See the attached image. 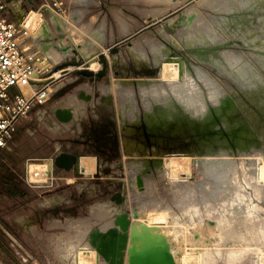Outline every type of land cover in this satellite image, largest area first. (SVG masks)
Returning <instances> with one entry per match:
<instances>
[{"label": "rangeland", "instance_id": "1", "mask_svg": "<svg viewBox=\"0 0 264 264\" xmlns=\"http://www.w3.org/2000/svg\"><path fill=\"white\" fill-rule=\"evenodd\" d=\"M63 1L69 8L66 1ZM87 2L89 4L95 3L91 0H87ZM98 2L99 6L94 7L91 13L86 16V6L80 7L77 2H74L69 8V13L67 12L62 17L52 11L51 14L46 11L43 17L35 9L27 10L23 16V23L30 32L31 39L25 41V46L28 50L35 47L36 51L39 52L38 65L41 68L47 65L46 69L52 72L56 70L52 63L56 65L67 56L72 57L71 60L69 57L67 58L69 60L67 65L73 67L65 77L77 75V70L85 66L94 72L101 69L102 65L97 60V52L103 51L108 60H112L108 63V75L102 77L99 84L96 81L90 83L87 76L77 75L73 79V83L68 85V88L55 92L41 105L49 107L59 98L71 93L64 99L68 101L70 97L74 98L79 106L77 108H85L88 102L79 99L74 93L75 88L80 86V89L91 92V86H93V92H95L97 84L104 91V95L111 93L113 89L115 91L117 89L119 93H124L125 96L129 95L133 98V112L129 111L125 105L126 99L122 102L117 98L114 91L112 92L114 103L111 107L107 106L110 107L108 108L110 109L109 112L104 104L101 103L100 105L94 98L92 103H96V107L100 105L98 107L99 119H93L87 107V118L82 123L86 129L88 124H93L99 135H104L103 133L114 135L115 133L117 155L105 158L104 161L111 164H115L117 161L120 163L116 164L114 172L109 176H104V179L110 182L112 186L115 183V189L122 192L124 201L121 203L110 201L108 197L110 192H105L91 198L89 200L90 206L78 205L70 210L75 202L73 204L68 203L69 200L67 199L68 204L64 203L60 196L62 191L58 189L57 197L52 199V203H55L57 198L62 201L53 206L56 208V216L52 217L54 219L49 222H43L40 228L32 225L27 217L18 218L14 211L9 217H5L8 219L6 225L3 226L7 227H3V229L8 232L10 241L18 244L20 249L16 253L10 246L2 257L3 264H64L62 258L57 256V242L62 237H66L67 232H69L66 227L69 222L68 219H87L93 213L94 208L103 203L116 208L119 214L126 213L128 218L135 223H144L152 229L154 234L163 235L170 247V254L177 264H200L201 254L206 250L220 249L226 251L243 246L246 247L247 252L243 254L242 260L238 264H264V245L259 244V242L255 244L251 242L255 236V231H258V228L264 224V200L260 202L259 213L248 215L243 221L225 227V225L219 224V220L209 211H205L204 214L202 212L200 214H203L202 216L193 219L184 218L180 213L181 210L175 206L168 195V187L173 182L171 179L176 174L189 175L190 178H188L189 180L186 179L185 183L192 178L195 181L205 183L204 191H202L204 193L213 190L215 184L221 186L229 179L237 183L239 180L244 181L247 178V182L264 184V66L253 57L255 53L264 56V28L257 26L255 19H253L254 13L249 12V15L245 16L247 13L235 6L236 4L229 14L230 18L227 17L230 19L231 25L237 29L240 25H236V22H240L245 17L244 25L249 28L248 32L257 35V42L260 46L256 50L239 37L237 29L238 32L235 35L233 31L230 32L215 24V18L212 17L216 13L215 7L225 5L229 0L225 4L223 0H215L212 1L213 4L209 2L205 4L206 6L199 5L198 0H175L167 6L154 5L143 0H131V2L130 0H98ZM261 2L263 8L260 11L261 14H264V0ZM135 7L142 9H153L154 7L156 10L149 14H140ZM188 8H191L190 14L187 13ZM31 10H34L36 15L31 13ZM194 15L196 20H194ZM198 18L210 20V26L218 36L216 44L202 43L194 47L184 42L181 33L185 24L192 19L196 23ZM161 19L165 20L163 24L155 23ZM118 21L121 24L124 21V29L119 27ZM60 23L62 24L59 25ZM53 27L60 32L66 31L68 37L72 36L73 40L71 39L68 43L65 37L55 42L51 30ZM93 30H96L97 35H100L103 44L98 41L93 42V34H91ZM35 37L37 38L35 39ZM44 37L50 40H44ZM99 44L101 46H98ZM63 46H69L68 55L66 50H61ZM73 49H77L78 53L82 52L84 61L82 59L74 61ZM94 49L95 51H93ZM135 49H137L136 54L142 51L147 54V57H152L153 50L156 49L157 61L153 62L152 58L149 57L147 61L137 60V55L133 53ZM225 49L239 54L244 59L247 68L255 75L248 77L246 75L245 78L239 76L237 78V81L240 82L238 86L236 81L220 74L217 71V66L209 65L202 59L200 61L195 53L197 50H201V53L213 52L218 56L217 54ZM52 52L64 54L65 57L57 59L52 55ZM86 53H88L87 57L91 59H86ZM132 58L138 66H144L137 67ZM218 59H220L219 56ZM91 62L94 63L91 64ZM175 62L178 67H176ZM213 68L217 70L213 71ZM32 74L38 76V78L36 77L38 82L48 79L40 78L37 71ZM58 80L59 78H53L51 84H55ZM254 80L258 85L261 84V87L253 86L248 91L242 87V85L250 84ZM38 82L33 83L37 84ZM21 88L24 92H29V88H24L23 85ZM73 101L69 100V102ZM89 119L93 122H90ZM84 134V130L82 134H71L67 130L62 137L64 142L68 143L73 139H84L86 137ZM107 137H109V141L112 140L111 136ZM100 144L103 146L102 143ZM71 145L76 146L78 151L81 149L78 145ZM83 152L90 153L89 155L93 154L91 156L96 154L89 146H84ZM179 159L181 164L180 167H177L175 160ZM35 163L41 164L43 161ZM135 163L144 165L147 174L151 177V190L162 204L168 206L166 209L149 210L147 211L148 214L145 213L146 216H137L134 213V203L131 201L130 191V172L135 168ZM44 164L43 166L47 169V173L42 176L44 180L38 174L37 177H34L36 180L31 178L32 181H45L48 171L53 166L50 161L46 162V166ZM94 171L95 165L91 171L83 173L84 176L82 175L80 179L69 177L71 178L69 181H74V183L66 189V194H71L75 198L79 196L80 191L78 190L86 187L85 181L89 185H93L89 182L90 180H86V176L92 175ZM55 177L57 176L55 175ZM207 177L213 179L212 182L214 183L209 181ZM251 178L253 179L251 180ZM31 179L29 178V180ZM56 181L51 189L64 185L59 184L58 177ZM89 189L92 191L93 188ZM247 190L252 192L249 187ZM253 198L256 199L254 195ZM13 205L15 206L16 203ZM65 206L66 211L61 209ZM25 211L32 215L36 212L34 209ZM166 211L168 212L165 213ZM174 213L178 217L177 220L174 219ZM156 216L159 218L163 216L164 218L155 220ZM149 219L150 221H148ZM259 221L263 222L260 223ZM195 222L198 223L195 224ZM258 223L261 225L259 226ZM248 229L251 233L248 232ZM245 230H247L246 233ZM242 234H245L247 243L239 239ZM248 234L253 238H250ZM52 237L53 241L49 240ZM123 264H126V254ZM217 264H225L224 258H220Z\"/></svg>", "mask_w": 264, "mask_h": 264}, {"label": "bare ground", "instance_id": "2", "mask_svg": "<svg viewBox=\"0 0 264 264\" xmlns=\"http://www.w3.org/2000/svg\"><path fill=\"white\" fill-rule=\"evenodd\" d=\"M143 1L148 2V3H152L154 5L156 4V5L167 6L175 0H143ZM212 1H215V0H198V4L201 6H204L205 4H207L209 2L211 3ZM130 2H131V0H130ZM216 2H218V1H216ZM223 2H224V0H223ZM225 2H224V4H225ZM212 4H213V2H212ZM234 4H236L235 6L240 7L241 9H243L247 13L245 16H248L249 12L254 13L253 19H255L257 26L264 28V14H261L262 12L260 11L263 8V4H262L261 0H229V2L227 4L215 7L216 10L215 9L214 10L216 11V13L213 14V16H212L215 18L214 20H215L216 25H219V26L223 27V29H227L230 32L233 31V34L235 33V35H236V32L239 31V37H241L242 40L247 45L254 47L257 50L258 47L260 46V44L257 42V35H252L251 33L248 32L249 28L244 25V23H245L244 18L245 17H243L240 22H238V21L236 22V25H238V24L240 25V26H238L239 29L241 28L240 30L237 28H234L230 23V19H227V17H229L230 12L235 7ZM135 8H136L137 12L140 14H149L150 12H152V11L155 12V10H156V9H154V7H153V9H151V8L150 9H144V8L142 9V8H138V7H135ZM190 9L191 8L187 9L188 14H190V11H191ZM158 10H159V7H158ZM31 11H32L31 13H34V14L36 13L34 10H31ZM79 13H77V14H79ZM200 16H201V14H200ZM203 17H204V15H203ZM194 18H195L194 20H196L195 15H194ZM37 19L38 18L36 16V20ZM207 19H204V18L199 19V20H197L196 23L193 22L194 21L193 19H192L193 21L188 20V22L185 24V26L182 30V33H181L183 38H184V42L186 44H189V45L194 46V47H196L197 44H202V43H205L207 45L216 44V42H217L216 40L218 39L217 38L218 36H216L217 34H216L215 30L210 26V23H209L210 20L208 21ZM36 20H34V21H36ZM69 20H71V19L69 18ZM74 21H75V19H74ZM71 22H72V20H71ZM77 22H75V23H77ZM36 23L38 24L37 21H36ZM117 23H119V25H120L119 27L121 29L125 28L124 21L122 22L123 24H121L119 21ZM240 23H242V24H240ZM61 24L62 23H60L59 25H61ZM79 26L81 28H83L84 24H83V26H81V25H79ZM85 26H87V25H85ZM67 27H68V29L70 28L69 25ZM83 29H85V27ZM100 29H101V27H100ZM63 30H65V29H63ZM80 31H82V30H80ZM83 32H84V30H83ZM91 34H93L92 35L93 36L92 40H94L93 42H95V43L97 41L99 43L102 42L100 40V35H97L96 30H94L93 33H91ZM95 34H96V36H95ZM36 38L37 37H35V39ZM74 40H75V38H74ZM89 40H90V38H89ZM102 44H103V42H102ZM98 46H101V44H99ZM83 48L85 49V46ZM91 48H93V47H91ZM93 51H95V49ZM136 51H137V49H135L133 53L136 54ZM195 53H196L197 58H199V60L202 59L206 63H208L209 65L217 66L218 72L220 74L226 75L228 77H232L234 79H237L239 76H244V78H245L246 75H247V77L249 75H255L247 68L248 66L245 65L244 59L239 54L234 53L231 50L225 49V50L221 51L219 54H217L220 57V59H218V56H216V53H213V52L201 53V50H197ZM87 54L88 53H86V59H89L90 57L88 58ZM52 55L54 57H56L57 59L64 57L63 56L64 54H59L58 52H52ZM136 55H137L136 59L138 58L137 60L140 59L142 61H147L149 58H152L151 60L153 62H155V61H157V58H158L157 53H156V49L153 50L152 57L148 56L149 58L147 57V54L142 52V51L137 53ZM253 57L257 61L262 63V65L264 66V56L263 55L255 53V54H253ZM92 63H94V62H91V64ZM72 67L73 66H68L67 68L66 67L65 68L66 69H72ZM176 67H178L177 63H176ZM173 68H174V66H173ZM66 69H63V70H66ZM36 77L38 78V76H36L35 74L34 75L32 74L31 79H30V83L38 82ZM52 77L53 76H51L50 78H52ZM48 79H49V77H48ZM249 79H251V78H249ZM260 85L261 84L258 85L254 80V82H251L250 84H247V85L244 84V85H242V87L248 91V89H251V87H253V86L261 87ZM23 87L28 88L29 86L23 85ZM113 91H114L115 95L117 96V98L122 100V102H124L125 101L124 99H126L125 105L128 107L129 111L133 112V110H134L133 98L129 95L125 96L124 93H119L117 91V89H116V91L113 89ZM250 92H251V90H250ZM49 95H50V93H49V89H48V93L46 92V96L48 97ZM175 161H176L177 167H180L179 165L181 164V160L179 159V160H175ZM44 163L45 162H43L41 164L31 162L30 165H28L29 166V176H30L29 178L30 179L32 178V179L36 180V178H34L36 175L39 174L42 177L43 175H45L47 173V169H45V167L43 166ZM44 165L46 166V163ZM94 165H96V157L95 156L87 155V156L80 157V167L83 171L82 173H88L89 171H91L93 169ZM134 165H135V168H133L130 172V191H131V195H132L131 201L134 203V213L137 216H139V215L146 216L145 213H147V211H149V210H151V211L157 210L158 211V210H162V208L166 209L168 206L162 204L158 200V198H156V196H154V194L151 190L152 189L151 188L152 187L151 177L147 174V170L145 169L144 165L142 166L141 163H135ZM182 173H185V172H182ZM42 178L44 180V177H42ZM188 178H190L189 175L186 176V175L176 174V176H173L171 179L173 181L171 186L168 187V195L170 196V198L173 201V203L175 204V206H177L181 210L180 213L183 215L184 218L186 217V218L193 219L195 217L202 216L205 211H209L212 214H214L215 217L219 220V224H223V225H225V227H227L229 225H233V224L237 223L238 221L239 222L243 221L245 219V217L248 215L250 216V215L257 214V212L259 213V211L261 209L260 202H262V200H264V188H263L264 184L260 185L261 184L260 182H258L259 184L253 183L252 181L247 182L248 179L246 178L247 179L246 180L244 178L246 180V182H245V180L244 181L239 180L236 183L235 181L229 179L225 182V184H223L221 186L218 184H215L213 186L214 187L213 190H211L207 193H204L202 191H204L205 183H203L201 181H195V180H193V178L190 181H188L187 183H185V181H187L186 179H188ZM252 179L253 178H251V180ZM208 180L211 182L214 181L213 179L211 180L210 177L208 178ZM212 183H214V182H212ZM247 187L252 189L253 193L249 192L247 190ZM253 195L255 196L256 199L253 198ZM57 200L59 201V198H57L56 201ZM163 212H164V210H163ZM167 212L168 211H166L165 213H167ZM202 212H203V214L200 215ZM209 212H206V213H209ZM118 213H119V211L116 208H113L111 205H108L107 203H103L99 206H96L94 208L91 216L87 219H84V220L68 219L69 222L66 225V227L68 228L69 232H67L66 237H62L61 240L59 242H57V246H58L57 247V253H58L57 256L62 258L63 262L62 261L61 262L64 264H109L107 261H105V259L100 254H98L95 247H93L91 245V243L89 242L88 235H89L92 228H97L100 231H105V230L109 229L110 227H113L115 225V219H116V216L118 215ZM209 214H206V215L210 216ZM162 215H163V213H162ZM173 216H174V219L177 220L178 217L176 216V213H174ZM257 216H259V215H257ZM154 217H155V215H154ZM211 217L214 218L213 216H211ZM158 218L159 217L156 216V219L155 218L154 219L155 220H159V219L162 220L164 217L162 216V218H159V219ZM255 218H257V217H255ZM150 219L148 221H150ZM200 220H202V219H200ZM154 222H156V221H154ZM262 222H260V223H262ZM132 223H135V222L132 221ZM197 223L195 222V224H197ZM260 223H258L259 226L261 225ZM249 230L250 229H248V232L251 233ZM255 230H256V228H255ZM246 231L247 230H245V233H246ZM255 232L256 233H255L254 238L250 237V234H248L250 238H253V241H251V242L254 244L259 242V244L261 243L262 245H264V224L258 228V231H255ZM244 235L245 234L240 235L239 239L241 241L244 240V242L247 243ZM49 240L53 241V237L49 238ZM248 250H250V249H248ZM246 252H247V249L245 246L238 247V248H231L230 250H226V251H222L220 249L206 250L201 254L200 264H217V262L222 257L224 258L225 264H238L242 260L243 254Z\"/></svg>", "mask_w": 264, "mask_h": 264}, {"label": "crops", "instance_id": "3", "mask_svg": "<svg viewBox=\"0 0 264 264\" xmlns=\"http://www.w3.org/2000/svg\"><path fill=\"white\" fill-rule=\"evenodd\" d=\"M5 1V0H4ZM66 3L70 6L77 2L78 6L85 8V16L91 13V10L94 7L99 6L98 0H91L95 3L89 4L87 0H65ZM7 2V3H6ZM6 9L4 10L3 14L14 21L15 23L19 24L23 21V16L29 9H35L37 6L36 0H6ZM76 5V4H75ZM40 12V11H38ZM51 14V11H48ZM43 17L44 13L40 12ZM69 13V12H68ZM92 15V14H91ZM97 15V14H95ZM94 16V15H93ZM54 35V41L56 42L59 39H64L66 37V41H70L72 37H68L67 32H60L58 29L54 27L51 29ZM94 31V30H93ZM63 33V34H62ZM47 38V37H46ZM43 38L44 40H50ZM31 35L28 36L23 42L22 47L26 50L27 55L30 59L36 63L39 60V52L35 50H28L25 46V41L30 40ZM107 39V38H106ZM65 41V42H66ZM69 43V42H68ZM71 46V45H70ZM65 48V49H64ZM68 47H62V51L66 50L68 55ZM64 49V50H63ZM77 49H73V57L75 60L82 59L84 61V57L81 53L77 52ZM76 53V54H75ZM65 57V56H64ZM72 57L67 56V58ZM64 58L61 62H58L56 65L52 63L55 67L59 65H63V63H68V59ZM108 59V57H107ZM110 63L111 61L108 60ZM75 63V62H73ZM47 65H45V72H52L49 69H46ZM69 65H65L61 68L56 69L52 75V78L59 80L55 84H49V89L51 90L49 98L51 95H54L55 92L61 91L62 89L68 88L70 83H73V79L76 78L75 76L65 77L70 69H66ZM66 67V68H65ZM66 69V70H63ZM61 70V71H60ZM63 70V71H62ZM60 71V72H59ZM110 77V76H109ZM48 78V77H47ZM112 80V79H111ZM55 85V86H54ZM90 85V84H89ZM91 86V85H90ZM91 92L84 91L80 89V86L75 88V94L78 96L80 91H84V93L90 94L91 98L89 100L80 98L81 100H85L88 104L85 108L79 109V107L74 98H69V100H74L73 102H69L67 98L71 93L67 94L65 97H61L54 102L53 105L49 107H43L40 105H34L26 118L21 119L20 123L17 125L16 130L12 133L10 138L7 140L5 147L0 148V262L3 264V255L7 252L11 246L12 250L18 253L20 249L18 244H15L14 241H10V236L6 230L3 229V226L6 225V220L14 211L16 212L18 218H28L32 225L35 227H41L43 222H49L51 219L53 220L56 208H53L54 205L59 204L60 202L64 201L67 203L68 200L70 203L72 198L71 194H66V189L71 186L74 181H69L71 178L74 177L80 179L82 175H79L77 172L73 171V173L65 172L63 170L53 168L54 174L58 177L59 184H64L58 188H48L47 186L42 187H31L30 180H29V172L26 174V169L29 170V166L31 162L35 161H43L48 162L50 161L52 164V157H54L60 151H70L78 149L74 148L70 142H64V136L67 130L71 134H78L81 130V123L86 120L87 117V107L89 108V114L97 116L96 110V103H92L93 100V86H91ZM101 90V91H100ZM15 91V89H11V92ZM97 92L99 95H104V91L101 87H97ZM113 92V91H112ZM109 93L107 95L112 96V100L114 99L113 94ZM62 94V93H61ZM48 98V99H49ZM47 99V100H48ZM96 101L100 104V98H96ZM69 103V104H68ZM101 105V104H100ZM99 105V106H100ZM57 108H67L71 111V118L67 121L59 120L56 115L55 111ZM107 109L110 107H106ZM110 110V109H108ZM81 122V123H80ZM69 126H72L71 128ZM75 128V129H74ZM80 128V129H78ZM70 147V148H67ZM87 156V155H81ZM91 156V155H89ZM50 171V170H49ZM26 175V176H25ZM68 180V181H66ZM60 189L62 191L61 200L52 203V199L56 198V192ZM80 191V190H78ZM68 199V200H67ZM13 203H16L14 206ZM67 203V204H68ZM47 207V208H46ZM59 208V207H58ZM57 208V209H58ZM34 209L36 211L33 215L25 210ZM66 211V206L61 208ZM23 227V226H22ZM26 230V228L23 227ZM18 237V236H17ZM16 246H15V245Z\"/></svg>", "mask_w": 264, "mask_h": 264}, {"label": "water", "instance_id": "4", "mask_svg": "<svg viewBox=\"0 0 264 264\" xmlns=\"http://www.w3.org/2000/svg\"><path fill=\"white\" fill-rule=\"evenodd\" d=\"M48 12L47 9H41L42 13ZM165 22L161 19L155 23ZM154 23V24H155ZM99 63L102 67L98 71H92L87 66L78 69L76 73L83 74L90 78V81L98 82L102 77L108 75V59L106 53L103 51L97 52ZM67 65H59L56 69ZM213 68V71H216ZM218 71V70H217ZM44 72L39 75L40 78H47L53 72ZM53 78L43 79L37 85L50 84ZM230 80H237L229 77ZM80 98L89 100L90 94H85L84 91L78 93ZM100 101L110 105L112 103L111 95H99ZM55 115L59 120L67 121L71 118V111L67 108H57ZM52 166L70 172L74 170L79 175H83L80 167V155L68 151H60L52 157ZM110 170V167L105 168V173ZM99 158L96 156V165L94 176H98ZM89 242L95 247L98 254H100L109 264H123L126 254V264H177L172 254H170V247L163 235L154 234L152 229L144 223H132L126 213H118L115 219V225L105 231H100L97 228H92L89 235Z\"/></svg>", "mask_w": 264, "mask_h": 264}, {"label": "built area", "instance_id": "5", "mask_svg": "<svg viewBox=\"0 0 264 264\" xmlns=\"http://www.w3.org/2000/svg\"><path fill=\"white\" fill-rule=\"evenodd\" d=\"M36 11L47 9L58 16H65L69 11L63 0H36ZM6 9L4 0H0V148L5 147L7 140L16 130L17 123L28 116L34 105L43 104L48 98L49 84L30 83L33 71L44 73L38 63L32 61L22 47V42L30 32L23 21L15 23L3 12ZM22 85H28L29 92H24ZM11 89L15 91L11 92ZM29 172L26 169V174ZM26 176V175H25ZM57 177L50 169L45 181L30 180L31 187L47 186L51 188Z\"/></svg>", "mask_w": 264, "mask_h": 264}, {"label": "flooded vegetation", "instance_id": "6", "mask_svg": "<svg viewBox=\"0 0 264 264\" xmlns=\"http://www.w3.org/2000/svg\"><path fill=\"white\" fill-rule=\"evenodd\" d=\"M133 62H135L134 59H133ZM135 64L137 65L136 62H135ZM143 66L144 65H142V66H138L137 65V67H143ZM77 75L85 76V75L80 74V73H77ZM89 80H90V78H89ZM99 81L97 82L98 84H99ZM90 83H91V81H90ZM98 84H97V87H98ZM92 97H93V99L94 98L96 99V98L99 97V92H97V89L93 93ZM101 103L104 104L106 107L107 106L111 107L113 105V103H114V99L112 100V103L110 105H107L104 102H100V104ZM98 107H99V105L96 107V110H95L97 113H99L98 112ZM107 111L109 112L110 110L107 109ZM91 117L93 119H99V114H98V117H96L95 115H91ZM90 122H93V121L90 120ZM81 125H82V123H81ZM83 130H84V133L86 134V135L84 134L86 136L84 139H82V140L73 139L70 142L73 145L80 146L81 149L79 151H76V150L72 149V150H70L68 152H72V153L80 155V156L81 155H89L90 153H84L83 152L84 146H89L90 149H92L94 151V153H96V154H94V156L95 157L97 156L99 158V171L97 172L98 176H96V177L94 176V173L92 175H90V176H86L85 175L87 177L86 180H88V181L90 180L89 182L92 183L93 185H89L85 181V186L86 187L83 188V189H80L79 196H77L75 198L73 196H71V198H72L71 203L73 204V202H75V204L70 207V210L73 207H76L78 205L86 204V205L90 206L91 204H89V200L91 198L97 196L99 193L101 194V193H105V192H110V194L108 195L110 201L112 200V201H114L116 203H121L122 201H124V196H123L122 192L120 190H118V189H115V183L112 186L110 184V182H108L107 180L104 179V176L111 175L114 172V169L116 168V164L120 163L119 161H117V162H115V164H111L109 162L104 161L105 158H111V157L117 155V149L115 147V142H116L117 138H116L115 133H114V135H109V134L105 135V133H103L104 135H99V134H97V132L95 130V126L93 124H91V123L88 124L87 129L84 128L83 125H82L81 126V130L78 131L79 132L78 134H82ZM107 136H111L112 140L109 141V137H107ZM100 143H102L103 146H101ZM67 148H70V147L67 146ZM74 148H76V146ZM91 155H93V154H91ZM106 167H110V170L107 173H105V171H104ZM89 188H93L92 191Z\"/></svg>", "mask_w": 264, "mask_h": 264}]
</instances>
